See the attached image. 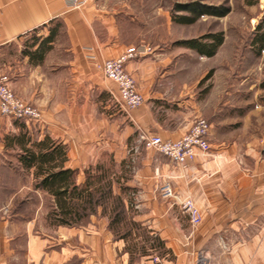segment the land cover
I'll use <instances>...</instances> for the list:
<instances>
[{"label": "crops", "instance_id": "0c3cea01", "mask_svg": "<svg viewBox=\"0 0 264 264\" xmlns=\"http://www.w3.org/2000/svg\"><path fill=\"white\" fill-rule=\"evenodd\" d=\"M158 8V0H97L81 10L66 7L65 0H0V53L27 36L56 31L43 64L34 66L27 56L19 62L49 85L41 122H13L0 113V264H130L125 242L113 240L106 218L94 216L81 228L43 220L45 193L34 189L33 171L21 167L19 149L7 146V137L23 132L32 141L48 137L65 146L64 167L77 171L79 183L101 159L119 167V186L129 188L139 207L135 220L164 244L160 255L133 264H192L200 252L208 264H264V80L248 64L235 81L200 95L194 85L181 84L195 51L146 41L152 17L168 14ZM141 44L152 51L125 65L145 102L128 114L110 109L118 89L102 79L96 64ZM201 117L211 125L210 151L199 152L187 167L141 141H178ZM164 182L179 199L192 197L202 216L197 228L159 195Z\"/></svg>", "mask_w": 264, "mask_h": 264}, {"label": "trees", "instance_id": "16d2710c", "mask_svg": "<svg viewBox=\"0 0 264 264\" xmlns=\"http://www.w3.org/2000/svg\"><path fill=\"white\" fill-rule=\"evenodd\" d=\"M191 14L173 17L180 24L193 25L203 15L225 17L229 10L208 9L201 5L183 6ZM56 31L51 30L45 38L35 34L31 42L21 51L32 65L42 64L53 49ZM225 39L223 33L209 34L199 39L177 43L194 50L198 54L213 58ZM255 52L260 55L264 50V21L257 26L256 35L251 40ZM7 146L19 149L18 161L26 171H33L34 189L45 193L49 200L47 223L53 227L81 228L88 225L92 217L106 218L113 240L125 242V251L130 256V264L137 258L161 254L163 241L156 237L148 226L135 220L136 211L129 188L121 184L115 163L111 158L101 159L85 170L83 183L77 182V171L65 168L66 147L50 140L32 141L28 133L9 136ZM120 188V192H117ZM137 240V242H135ZM159 257V256H158Z\"/></svg>", "mask_w": 264, "mask_h": 264}, {"label": "rangeland", "instance_id": "374dc122", "mask_svg": "<svg viewBox=\"0 0 264 264\" xmlns=\"http://www.w3.org/2000/svg\"><path fill=\"white\" fill-rule=\"evenodd\" d=\"M160 5L164 8L163 11L168 14H159L155 16V18L152 17L151 26L153 30L148 33L146 31L144 32L147 42H151L152 40L153 43L156 42V46L164 45L167 48L170 45H172V47L181 46L177 43L191 39H199V37L204 35L224 34V45L220 47L217 52L218 54L215 55L214 58L208 59V57L205 58V56L197 52L192 53L191 61L187 60L186 63L190 62L193 66L189 69L185 77L182 75V78L179 79L181 84L188 83L189 85H194L197 94L200 95L206 91L209 92L211 88L217 89L218 85L229 84L230 81H235L238 78L236 72H239V69L243 66H249L248 64L253 66L251 69L255 71L254 74L259 77L260 81L264 80V52L262 53V58L259 59L258 54L253 50L251 45V40L254 38V35H256L257 26L264 21V0H158L159 11L162 9ZM193 5H201L211 10L223 8L225 10L228 9L229 12L225 17L203 15L199 17L198 22L193 25H183L173 19L175 16H189L191 14L189 11L180 9H182L183 6ZM155 26L157 27L156 29ZM32 37L33 35L27 36L23 40L14 42L9 50L0 53V76H5L7 78L8 87L15 97L39 111L43 117V111H41L40 108L44 105L49 85L45 87L40 74L34 71L32 72L27 67L24 68L19 63L22 62L20 60H23L22 58L24 57L21 51L31 42ZM62 42L63 39H60V43ZM150 46L152 47V45ZM141 47L148 46H146V44H141V46L136 48ZM187 52L190 53V51ZM102 62L105 61H100L98 63ZM186 63L183 64V67ZM257 64L259 65L257 66ZM259 66L261 68H259ZM96 70L100 73L103 80L114 84L118 89V85L114 81L112 82L105 78L103 72L97 66ZM55 87L60 88V86L57 85L50 86L49 88L53 89ZM67 88L69 89V87ZM136 88L138 90L137 82ZM45 91L46 94L44 93ZM213 94L215 93L213 92ZM33 98L35 100L34 102L32 101ZM117 99L118 94L115 93L113 100H110L109 108L114 109L115 107L122 111L118 105ZM13 122H15V120ZM133 162L135 163L136 160L134 159ZM118 171L119 167L115 164L114 172L118 173ZM129 196L133 198L134 195L131 193ZM42 198L44 203L42 212L43 220L47 222L46 216L48 213L49 200L45 198V195ZM31 202L33 203V201ZM37 202L34 201L33 204ZM133 206H136L134 201ZM30 207L33 209V205ZM178 209L181 213L186 215L182 209L179 207ZM27 213L29 214V209ZM135 242H137V240ZM138 259L139 258L136 260Z\"/></svg>", "mask_w": 264, "mask_h": 264}, {"label": "built area", "instance_id": "2783aa9c", "mask_svg": "<svg viewBox=\"0 0 264 264\" xmlns=\"http://www.w3.org/2000/svg\"><path fill=\"white\" fill-rule=\"evenodd\" d=\"M97 0H65L66 7L72 10H81L87 4L96 3ZM152 50L148 47L129 48L127 53L117 59L98 63L96 66L103 72L104 77L114 81L118 85V105L124 113L140 109L145 100L136 88V81L126 71L125 63L127 60L147 54ZM0 113L8 120L19 122H41L42 115L33 107L25 104L22 100L14 96L8 87L7 78L0 76ZM210 123L204 118H198L184 138L178 141H164L161 137H142L141 141L146 149H152L163 154L176 165L187 167L197 158L199 152L209 153V132ZM159 195L164 201L177 205L187 215L189 223L193 229L197 228L202 222L200 209L196 206L192 197L179 199L174 192L170 182H164L159 187ZM135 210L139 207L134 206ZM156 262L159 259H154ZM192 264H208V259L203 252L197 253Z\"/></svg>", "mask_w": 264, "mask_h": 264}]
</instances>
